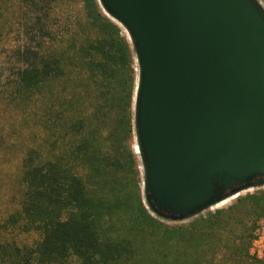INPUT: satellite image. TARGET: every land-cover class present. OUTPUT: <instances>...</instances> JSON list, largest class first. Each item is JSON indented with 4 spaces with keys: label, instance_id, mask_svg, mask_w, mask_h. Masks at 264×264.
Wrapping results in <instances>:
<instances>
[{
    "label": "trees",
    "instance_id": "trees-1",
    "mask_svg": "<svg viewBox=\"0 0 264 264\" xmlns=\"http://www.w3.org/2000/svg\"><path fill=\"white\" fill-rule=\"evenodd\" d=\"M63 1L17 0L23 30L36 43L18 52L24 66L11 94L38 118L43 138L23 159L20 208L4 223L36 240L1 242L0 264H128L136 255L132 244L107 230L115 216L132 215V229L164 231L146 209L131 150L132 141L137 145L135 54L97 0H83V8L101 34H77L68 18L54 28ZM166 233L162 242L170 247L188 235ZM189 235L203 236L194 225Z\"/></svg>",
    "mask_w": 264,
    "mask_h": 264
},
{
    "label": "water",
    "instance_id": "water-1",
    "mask_svg": "<svg viewBox=\"0 0 264 264\" xmlns=\"http://www.w3.org/2000/svg\"><path fill=\"white\" fill-rule=\"evenodd\" d=\"M132 45L145 204L180 222L264 186V10L256 0H97Z\"/></svg>",
    "mask_w": 264,
    "mask_h": 264
},
{
    "label": "rangeland",
    "instance_id": "rangeland-1",
    "mask_svg": "<svg viewBox=\"0 0 264 264\" xmlns=\"http://www.w3.org/2000/svg\"><path fill=\"white\" fill-rule=\"evenodd\" d=\"M256 2L264 10V0ZM19 11L17 0H0V243L30 245L36 235L4 227L7 217L19 210L22 201L19 179L23 159L33 149L40 148L43 138L38 118H33L27 104H19L11 94L16 73L24 66L18 52L33 48L36 43L33 34H25ZM54 16L57 18L52 23L54 28L68 18L77 34H101L88 22L83 0L57 4ZM131 150L136 155L139 180L143 182L134 141ZM122 178L120 174L117 180ZM110 182L108 178L106 186ZM157 221L163 224L164 231L132 229L133 217L126 212L114 217L112 226L107 228L109 236L130 241L136 253L128 264H264V186L241 191L184 221L159 218ZM193 225L203 236L189 235ZM171 229L184 230L188 234L185 242L164 246L162 239L170 235L166 232Z\"/></svg>",
    "mask_w": 264,
    "mask_h": 264
},
{
    "label": "bare ground",
    "instance_id": "bare-ground-1",
    "mask_svg": "<svg viewBox=\"0 0 264 264\" xmlns=\"http://www.w3.org/2000/svg\"><path fill=\"white\" fill-rule=\"evenodd\" d=\"M220 204H222V202H220Z\"/></svg>",
    "mask_w": 264,
    "mask_h": 264
},
{
    "label": "built area",
    "instance_id": "built-area-1",
    "mask_svg": "<svg viewBox=\"0 0 264 264\" xmlns=\"http://www.w3.org/2000/svg\"><path fill=\"white\" fill-rule=\"evenodd\" d=\"M257 253H259V251Z\"/></svg>",
    "mask_w": 264,
    "mask_h": 264
}]
</instances>
